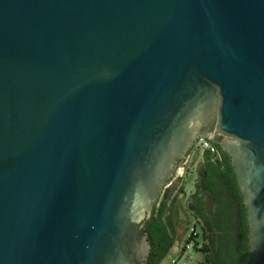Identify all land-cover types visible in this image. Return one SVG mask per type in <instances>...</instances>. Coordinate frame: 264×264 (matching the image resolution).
<instances>
[{
	"label": "water",
	"instance_id": "1",
	"mask_svg": "<svg viewBox=\"0 0 264 264\" xmlns=\"http://www.w3.org/2000/svg\"><path fill=\"white\" fill-rule=\"evenodd\" d=\"M199 138L264 264V0H0V264H147Z\"/></svg>",
	"mask_w": 264,
	"mask_h": 264
},
{
	"label": "flooded vegetation",
	"instance_id": "2",
	"mask_svg": "<svg viewBox=\"0 0 264 264\" xmlns=\"http://www.w3.org/2000/svg\"><path fill=\"white\" fill-rule=\"evenodd\" d=\"M202 140L205 138L194 143L181 166V178L192 176V191L168 205L173 178L160 196L157 206L167 201L169 208L165 212L166 228L157 232L154 241L149 240L147 264H155L170 239L175 243L183 237L191 221L197 223L201 246L195 249L202 254L203 264H258L249 249L247 210L231 160L212 139L209 142L215 146V153L200 150L198 142Z\"/></svg>",
	"mask_w": 264,
	"mask_h": 264
},
{
	"label": "rangeland",
	"instance_id": "3",
	"mask_svg": "<svg viewBox=\"0 0 264 264\" xmlns=\"http://www.w3.org/2000/svg\"><path fill=\"white\" fill-rule=\"evenodd\" d=\"M204 141V140H202ZM202 141L198 142V145L200 146L201 149V144ZM182 168H180V170L178 171V173L175 175L174 179V185L173 188L171 190H169V196H168V205H171V202L173 203V200H177L181 201L182 199L185 198V196L190 193L193 189L192 183L193 181L192 176L190 177H185V178H181L180 175L182 174ZM179 176V178H178ZM191 180V181H190ZM169 207V206H168ZM169 209V208H167ZM192 223L189 222L188 225H186V230L189 227V225ZM182 231V228L179 227L177 232L180 233ZM185 244V239L182 236H179L174 245L172 246V248L170 249V251L168 252V254L166 255V257L159 263V264H173L172 261L174 259H178V252L179 250L184 246ZM203 257L202 254L200 252H198L195 248L189 250L187 257L182 259L181 261H179V263L177 264H203Z\"/></svg>",
	"mask_w": 264,
	"mask_h": 264
},
{
	"label": "trees",
	"instance_id": "4",
	"mask_svg": "<svg viewBox=\"0 0 264 264\" xmlns=\"http://www.w3.org/2000/svg\"><path fill=\"white\" fill-rule=\"evenodd\" d=\"M214 146V145H213ZM215 147V146H214ZM167 210V201H164L161 205L156 206L154 208L152 218L148 223V235H149V240H155V236L158 231H164L166 228V223H165V212ZM174 244V240L170 239L167 244L165 245L164 249L162 250V253L160 256L157 258L155 261V264L160 263L168 254L170 249L172 248Z\"/></svg>",
	"mask_w": 264,
	"mask_h": 264
},
{
	"label": "built area",
	"instance_id": "5",
	"mask_svg": "<svg viewBox=\"0 0 264 264\" xmlns=\"http://www.w3.org/2000/svg\"><path fill=\"white\" fill-rule=\"evenodd\" d=\"M200 150H206L210 153H215V148L208 143L207 140L202 141L201 144V149ZM183 238L185 239V244L184 246L179 250L178 254V259H174L172 261L173 264L179 263L182 259L187 257V254L189 250L193 248H199L201 246L199 237H198V227L197 223L195 221H192V223L189 225L187 230L185 231ZM186 264V263H183Z\"/></svg>",
	"mask_w": 264,
	"mask_h": 264
}]
</instances>
